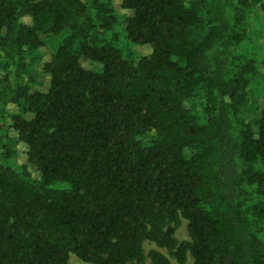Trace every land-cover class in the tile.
I'll return each instance as SVG.
<instances>
[{
    "label": "trees",
    "instance_id": "trees-1",
    "mask_svg": "<svg viewBox=\"0 0 264 264\" xmlns=\"http://www.w3.org/2000/svg\"><path fill=\"white\" fill-rule=\"evenodd\" d=\"M120 7L0 0V264H264V0Z\"/></svg>",
    "mask_w": 264,
    "mask_h": 264
},
{
    "label": "rangeland",
    "instance_id": "rangeland-1",
    "mask_svg": "<svg viewBox=\"0 0 264 264\" xmlns=\"http://www.w3.org/2000/svg\"><path fill=\"white\" fill-rule=\"evenodd\" d=\"M112 2H113L114 11L118 16H124V15L130 14L129 11L127 12L120 7V0H112ZM119 19H121V17H119ZM249 23H250L249 25L251 26L250 28H253L255 30L254 43H251L245 49L246 50L245 52H247V51H248V53L253 52L252 54L255 56V58H257L258 63H259L261 60L264 59L263 13L261 11L251 12L250 18H249ZM114 31H117L119 33L118 45L123 50L124 53H126L128 51V49H131L132 51H134L135 55H143V54H147L149 52V49L146 46H144V47H136L135 46L134 47V46L130 45V43L126 40L125 34L123 33L122 29L118 25L114 28ZM53 49H54V45L52 42H49V41H47L46 44L40 48V51L43 54V59H41V62L38 64V66H40L42 64V62L49 59V55ZM82 64L85 68L97 67L96 65H93L92 63H90L88 61H83ZM261 67H262V65H261V63H259V68H261ZM48 79H49V77L46 76V74H43V75L37 77L36 88H39L43 91L47 90ZM262 103L263 102L261 100H259L255 106V109L260 108L262 106ZM12 110H13V107L9 106L7 111H8V113H10ZM253 113L254 112H252V111H248L246 114L247 118L251 119L253 116ZM8 124H9V120L5 121V125H8ZM7 132H8V135L10 137H14L15 132L13 130L9 129ZM14 149H15V159L13 160V162L17 165L25 163V161H26L25 160L26 159V156H25L26 147H25V145L23 143L19 142V143L14 145ZM27 169L30 172V176L32 178L38 177V173L34 167L27 166ZM176 237L179 241L187 239L186 222L184 220H182L180 225L177 227ZM153 247L154 246L152 243H144L145 251H147ZM160 250L164 254H166L167 257H169L171 264H179L174 258H172L169 255V253L166 249H160ZM188 261H190V256L188 257ZM70 263L71 264H82V262L74 255L70 256Z\"/></svg>",
    "mask_w": 264,
    "mask_h": 264
}]
</instances>
